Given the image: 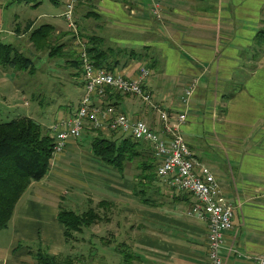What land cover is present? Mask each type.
Listing matches in <instances>:
<instances>
[{
  "label": "crops",
  "instance_id": "0c3cea01",
  "mask_svg": "<svg viewBox=\"0 0 264 264\" xmlns=\"http://www.w3.org/2000/svg\"><path fill=\"white\" fill-rule=\"evenodd\" d=\"M66 2L61 11L51 8L36 17L40 0H0V40L31 54L32 32L52 26L65 68L74 69L71 75L84 91L62 17ZM76 20L85 36L99 37L105 49L114 50L107 60L113 72L136 77L140 68H149L145 84L154 102L173 116L187 112L182 133L190 150L234 207L233 227L221 251L224 264H257L264 257V47L255 39L264 27V0H81ZM194 82L186 108L183 98ZM96 103L163 130L159 115L133 96L111 92ZM96 136L87 127L80 138H71L64 153L53 157L47 176L27 189L0 232V264H37L40 250L63 254L67 243L59 212L78 209L85 199L88 205L110 202L127 222L124 245L133 255L131 264H207L208 223L190 215L196 200L158 177L139 184L137 172L108 168L88 154ZM121 256V264H129Z\"/></svg>",
  "mask_w": 264,
  "mask_h": 264
},
{
  "label": "built area",
  "instance_id": "2783aa9c",
  "mask_svg": "<svg viewBox=\"0 0 264 264\" xmlns=\"http://www.w3.org/2000/svg\"><path fill=\"white\" fill-rule=\"evenodd\" d=\"M81 0H67L62 17L71 34L81 62L84 79V95L78 109L68 117H62L51 127L55 138L53 157L63 154L71 138L78 139L87 127L101 132H112L136 143L148 145L158 160L157 177L171 189L191 195L196 200L190 215H196L208 223V262L224 264L221 251L225 246V234L233 227L234 207L225 197L223 188L211 170L199 164L189 147L182 126L187 112L170 115L154 102L146 81L151 70L140 68L136 77L97 68L87 52V44L81 37L76 21V8ZM159 7L154 13L160 16ZM196 82L186 90L183 104L186 108L196 90ZM133 96L159 115L162 132H156L143 121H135L114 106L103 107L97 100L109 93ZM264 264V257L257 259Z\"/></svg>",
  "mask_w": 264,
  "mask_h": 264
},
{
  "label": "trees",
  "instance_id": "16d2710c",
  "mask_svg": "<svg viewBox=\"0 0 264 264\" xmlns=\"http://www.w3.org/2000/svg\"><path fill=\"white\" fill-rule=\"evenodd\" d=\"M80 32L94 65L113 72L114 68L108 66L107 60L114 50L105 49L103 39L96 36L88 37L81 30ZM53 34L54 28L49 25H43L34 30L31 41L35 50L37 52L49 50L52 57L63 51L62 46H52ZM255 40L258 46L264 47V27L258 32ZM61 55L62 53L58 56ZM73 64L82 71L79 57ZM0 67L31 73L35 69L31 58L1 40ZM50 132L51 130H45L28 117L0 124V232L8 228L17 205L30 185L43 180L48 174L53 160L55 142ZM95 132L98 135L92 140L91 150L105 165L123 174L127 164L139 161L137 166L143 173V180L149 181L157 177L159 163L148 145L136 143L121 136L117 139L106 138L102 135L103 132ZM114 207L110 202L100 201L96 209L90 205L89 209L83 213L61 208L58 220L65 227L67 245L76 234H83L85 229H89L104 218L110 220L111 217L107 216V213L101 216L98 209L106 208L111 211ZM125 246L123 244L121 246L123 248L117 251L123 255L126 262L131 264L133 255ZM35 258L37 264H73L70 258L62 259L60 255H50L41 250Z\"/></svg>",
  "mask_w": 264,
  "mask_h": 264
},
{
  "label": "rangeland",
  "instance_id": "374dc122",
  "mask_svg": "<svg viewBox=\"0 0 264 264\" xmlns=\"http://www.w3.org/2000/svg\"><path fill=\"white\" fill-rule=\"evenodd\" d=\"M40 1L42 2L41 8L33 14L36 17L44 12H50L51 8L61 11L64 3V0L58 5H55L51 0ZM19 8L16 5L15 10L18 11ZM51 44L53 47H58L60 43L52 39ZM31 51L32 53L28 54L29 52L26 50L24 54L33 60L35 69L32 73L0 67V124L28 117L35 120L45 130H49L70 110L78 109V101L84 91L71 75L74 69L72 67L65 68L66 60L62 58L64 51L60 52L61 56H58L59 53L54 57L50 56L49 50ZM69 53L67 51V56ZM76 59H78V55ZM50 134L52 135V132ZM88 145L89 142H86V147H89ZM88 154L93 153L89 152ZM137 163L139 161L127 164L126 169L134 173L137 172V180L140 184L144 183L142 181L144 178ZM141 190V188L137 189L139 193ZM85 201L86 204L74 211L83 213L89 209L90 205L97 208L98 202L88 205V200L85 199ZM98 212L101 216L107 213V216L111 217L110 220L104 218L89 229H85L83 234H76L75 238L64 248L63 254L60 255L62 259L70 258L73 264H121L123 258L117 250L123 248L121 246L128 238L129 225L119 218L115 210L110 211L103 208L98 209Z\"/></svg>",
  "mask_w": 264,
  "mask_h": 264
}]
</instances>
